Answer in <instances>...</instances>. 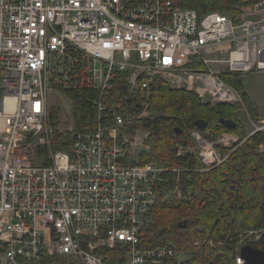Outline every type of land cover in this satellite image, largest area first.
<instances>
[{
    "label": "built area",
    "instance_id": "obj_1",
    "mask_svg": "<svg viewBox=\"0 0 264 264\" xmlns=\"http://www.w3.org/2000/svg\"><path fill=\"white\" fill-rule=\"evenodd\" d=\"M70 49L87 59L81 83L98 93L97 123L74 132L71 152L54 151L49 99L69 86ZM127 71L134 113L110 114L115 73ZM256 72H264V0L240 21L183 0H0V264H184L174 245L142 247L147 216L160 202L192 201V173L218 168L228 157L217 146L243 141L193 132L177 156L197 155L203 169L168 168L141 165L150 133L127 130L148 115L160 82L233 105L240 94L220 75ZM140 91L147 96L135 111Z\"/></svg>",
    "mask_w": 264,
    "mask_h": 264
},
{
    "label": "trees",
    "instance_id": "obj_2",
    "mask_svg": "<svg viewBox=\"0 0 264 264\" xmlns=\"http://www.w3.org/2000/svg\"><path fill=\"white\" fill-rule=\"evenodd\" d=\"M239 1L183 0V6L202 15L216 11L237 14L235 6ZM68 54L70 58H66L65 68H72L71 80L68 82L69 86L61 85L57 89L71 100L77 129L93 126L97 123L98 116L93 101L98 99V93L88 84L81 83L86 77L83 67L87 66V59L73 49H70ZM72 61L75 62L73 67ZM130 76V71L115 73L114 92L105 99L110 114L123 116L134 113V110L132 111L134 103L129 101L125 92ZM77 79L80 85L74 88L72 83ZM222 79L241 95L252 119L259 121L260 114L246 94L240 75L226 74ZM146 96V91L137 94L139 105L135 111L142 107ZM148 103L152 115L137 121L131 130H127L130 135L137 129L150 133L148 144L151 150L141 154V165L154 164L172 168L183 162L192 169L202 170L203 165L197 155L193 156L189 163L186 162L188 156L184 159L177 156L179 145H193L191 137L193 132H201L209 141H217L223 134H234L241 138L243 144L236 150L217 146L221 154L228 157L227 160L210 172L192 173V182L186 184L193 192L192 201L180 206L161 202L155 206L147 216L152 223L146 227L142 247L154 249L174 245L179 251H188L194 255V260L186 264H201L202 260L203 264H209L207 257H212L213 264H234V248L230 243L227 251L228 259H231L228 260L219 254L215 256L212 250L204 253L202 258L199 251L203 252L208 248L203 250L195 248L194 242L202 237L197 230L199 227L206 231L211 230L213 226L220 228V217L225 219L226 233L237 235L242 230L264 231V131L249 135L239 119L236 107L229 104L212 106L203 103L193 92L173 90L161 82L152 89ZM222 118L234 120L237 126L233 129L226 128L220 123ZM199 121L207 123L205 132L197 126ZM74 136L56 133L52 149L71 152ZM184 222H187V225L180 228ZM253 246L264 251V235L262 240Z\"/></svg>",
    "mask_w": 264,
    "mask_h": 264
},
{
    "label": "rangeland",
    "instance_id": "obj_3",
    "mask_svg": "<svg viewBox=\"0 0 264 264\" xmlns=\"http://www.w3.org/2000/svg\"><path fill=\"white\" fill-rule=\"evenodd\" d=\"M257 0H240L237 5L235 6V10L237 14L233 13H223L221 11H217L220 13H223L224 15H228L235 19L236 21H240L244 18L245 15L249 12V9L252 8V5ZM191 68L195 69H206L202 66H194L192 65ZM216 69H219L221 71L225 72V68L223 66L216 67ZM226 74L229 73H223L220 75L222 78ZM241 80L243 81L246 94L250 97L251 102L253 103L254 107L258 110L260 114V120L254 121L252 117L250 116L245 103L241 97V102L239 104H233L232 106L236 107L239 119L245 126L247 133L249 135H253L256 133L258 128L260 130L264 131V72H256V73H246L240 75ZM170 87V85H168ZM171 88V87H170ZM173 89V88H171ZM173 90H181V89H173ZM201 99V98H200ZM203 103H208L212 106H217L220 104H212L208 100H202ZM50 107H51V119L52 124L54 128H56L57 133L59 134H74V132L77 130V127L75 125V120L73 117V105L71 100L63 93L59 91H55L49 99ZM152 113L149 111L148 115L145 117V119L149 116H151ZM143 131V130H142ZM148 143V140H147ZM263 149V147L261 148ZM141 158V155H138ZM221 190V189H220ZM219 222L221 224L220 228L218 227V230L214 226L211 228V230L206 231L203 227H199L197 230L199 234L202 235V237H199L194 242V247L199 248L201 250L208 248L206 251H199L201 257L203 258L206 253H209L211 250L215 253V256L217 254L223 256L225 259H228V245L230 243L231 247L234 248L233 254H234V264H237V255L239 252V248H242L245 245H253L256 242H259L262 240L264 231L262 230H242L237 235H233L231 232L226 233L225 232V219L224 217L219 218ZM152 222L149 221L148 224H151ZM155 223V222H154ZM199 242L200 245H196V243ZM210 249V250H209ZM226 249V250H225ZM183 255V263H191L194 260V255L188 251H181ZM205 253V254H204ZM209 262V264H213L212 257L206 258ZM229 258L228 260H230ZM227 262V261H226ZM204 261H201V264H203ZM229 263V262H227ZM231 263V262H230ZM56 264H71L67 260H60L59 262H56ZM233 264V263H231Z\"/></svg>",
    "mask_w": 264,
    "mask_h": 264
},
{
    "label": "water",
    "instance_id": "obj_4",
    "mask_svg": "<svg viewBox=\"0 0 264 264\" xmlns=\"http://www.w3.org/2000/svg\"><path fill=\"white\" fill-rule=\"evenodd\" d=\"M125 92L127 97L129 98V101H131L130 91L128 86H125ZM220 123L228 129H233L237 126V123L232 119L222 118L220 120ZM197 126L202 132H205L207 128V123L203 121H199L197 122ZM186 225L187 222H184V224L180 225V228H183ZM240 256L244 260V264H264V251L257 249L253 245L243 246L240 251Z\"/></svg>",
    "mask_w": 264,
    "mask_h": 264
}]
</instances>
